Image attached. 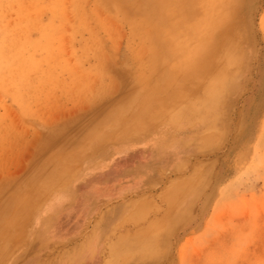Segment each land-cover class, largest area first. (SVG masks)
Listing matches in <instances>:
<instances>
[{
  "label": "rangeland",
  "instance_id": "rangeland-1",
  "mask_svg": "<svg viewBox=\"0 0 264 264\" xmlns=\"http://www.w3.org/2000/svg\"><path fill=\"white\" fill-rule=\"evenodd\" d=\"M136 263L264 264V0H0V264Z\"/></svg>",
  "mask_w": 264,
  "mask_h": 264
},
{
  "label": "bare ground",
  "instance_id": "bare-ground-1",
  "mask_svg": "<svg viewBox=\"0 0 264 264\" xmlns=\"http://www.w3.org/2000/svg\"><path fill=\"white\" fill-rule=\"evenodd\" d=\"M144 189H146V188H144ZM143 190V189H142ZM127 191V190H126ZM129 191H131V190H129ZM132 191H136V190H132ZM125 192V191H124ZM135 193H137V192H135ZM139 193V192H138ZM122 194H123V192H122ZM89 211V210H88ZM118 215H120V214H118ZM98 230V229H97ZM101 232V231H100ZM99 234V233H98ZM101 234V233H100ZM98 236V235H97ZM2 238V237H1ZM96 238V237H95ZM96 240V239H95ZM98 240V239H97ZM93 242V241H92ZM98 242V241H97ZM101 242V241H100ZM94 243V242H93ZM95 244V243H94ZM96 245V244H95ZM98 245H99V243H98ZM121 246V245H120ZM99 248V247H98ZM126 250V249H125ZM113 254V253H112ZM142 258V257H141ZM145 261V260H144ZM137 264V263H136Z\"/></svg>",
  "mask_w": 264,
  "mask_h": 264
}]
</instances>
